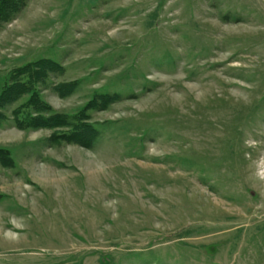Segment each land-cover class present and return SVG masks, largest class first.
Masks as SVG:
<instances>
[{
    "label": "rangeland",
    "instance_id": "374dc122",
    "mask_svg": "<svg viewBox=\"0 0 264 264\" xmlns=\"http://www.w3.org/2000/svg\"><path fill=\"white\" fill-rule=\"evenodd\" d=\"M7 16L0 96L29 82L48 111L32 94L0 107V264H264V0ZM42 60L61 72L15 76ZM50 114L69 127L16 118ZM79 126L80 143L58 136Z\"/></svg>",
    "mask_w": 264,
    "mask_h": 264
},
{
    "label": "trees",
    "instance_id": "16d2710c",
    "mask_svg": "<svg viewBox=\"0 0 264 264\" xmlns=\"http://www.w3.org/2000/svg\"><path fill=\"white\" fill-rule=\"evenodd\" d=\"M11 3L8 5L7 9H3L0 7V10L4 13H8V16L16 11L17 7L21 3V0H10ZM0 4H3V1L0 0ZM7 16V17H8ZM5 17L4 19H8ZM62 67L59 66L57 63L52 62V61H47V60H42L37 62L36 64H32L27 66L25 69L21 70L18 72L15 76L17 75H22V76H27L29 79H31L30 83L34 84L35 81L36 83L42 82L46 77H48L49 73H56V72H61ZM32 86H30L29 82L27 83H12L11 85H7L1 96H0V107L6 106L8 104H13L16 101H18L21 97L32 94V98L30 100V105L33 107L37 108L39 111L45 110L48 111V109L45 107L43 103H40L38 96L36 93L31 89ZM60 92L62 90V87H60ZM18 126L23 127L25 126L26 128H32L36 127L37 122H40L38 126L40 127H49L50 129H60V128H67L69 127L68 119L62 118L60 115L56 114H50L49 117H42V118H32L30 119L29 123H26L25 121L19 122V116H16ZM77 127L73 129L71 133H60L58 136L63 137L66 139L68 142H76L80 143L83 139L84 135H87L88 131L84 127ZM6 153L0 151V158L1 160L3 157L5 158Z\"/></svg>",
    "mask_w": 264,
    "mask_h": 264
}]
</instances>
